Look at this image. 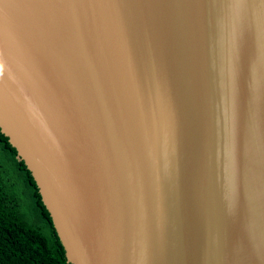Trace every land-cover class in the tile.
<instances>
[{
	"label": "water",
	"instance_id": "obj_1",
	"mask_svg": "<svg viewBox=\"0 0 264 264\" xmlns=\"http://www.w3.org/2000/svg\"><path fill=\"white\" fill-rule=\"evenodd\" d=\"M0 132L68 264H264V0H0Z\"/></svg>",
	"mask_w": 264,
	"mask_h": 264
},
{
	"label": "trees",
	"instance_id": "obj_2",
	"mask_svg": "<svg viewBox=\"0 0 264 264\" xmlns=\"http://www.w3.org/2000/svg\"><path fill=\"white\" fill-rule=\"evenodd\" d=\"M0 264H68L36 183L1 132Z\"/></svg>",
	"mask_w": 264,
	"mask_h": 264
}]
</instances>
